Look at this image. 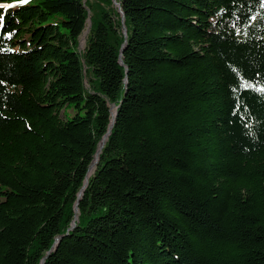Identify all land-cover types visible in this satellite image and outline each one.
<instances>
[{"label": "trees", "instance_id": "trees-1", "mask_svg": "<svg viewBox=\"0 0 264 264\" xmlns=\"http://www.w3.org/2000/svg\"><path fill=\"white\" fill-rule=\"evenodd\" d=\"M115 1L0 0V264H264V8Z\"/></svg>", "mask_w": 264, "mask_h": 264}, {"label": "snow or ice", "instance_id": "snow-or-ice-1", "mask_svg": "<svg viewBox=\"0 0 264 264\" xmlns=\"http://www.w3.org/2000/svg\"><path fill=\"white\" fill-rule=\"evenodd\" d=\"M16 2L19 4H24L27 2V0H16ZM259 6L261 8H264V0H259ZM0 7L8 8V7H12V5L4 4V5H0ZM2 26H3V20H2V18H0V27H2ZM8 35H11V33H8ZM0 83H3V82L0 81ZM241 86L246 88V89L251 88L253 91H258V92L264 93V84L253 85L249 82V83H246V84L241 85Z\"/></svg>", "mask_w": 264, "mask_h": 264}, {"label": "water", "instance_id": "water-1", "mask_svg": "<svg viewBox=\"0 0 264 264\" xmlns=\"http://www.w3.org/2000/svg\"><path fill=\"white\" fill-rule=\"evenodd\" d=\"M113 2H114V4H115V6L118 8V12H119V14H120V16H121L122 23H124V15H123V12L120 10L119 4H118L115 0H113ZM89 26H90V25L88 24L87 32H88ZM122 33H123L124 36H126V28H125V27L122 28ZM122 47H124V45H123ZM121 51H122V50H121ZM121 51H120V52H121ZM120 64H122L121 61H120ZM111 122H112V121H111ZM109 128H110V127H109ZM108 134H109V130H108L107 134H106V135L102 138V140L100 141V144H99V147H100V148H101V147L103 146V144L105 143ZM96 153H97V151H96ZM96 153H95V155H96ZM95 155H94V156H95ZM93 162H94V159H93V161L91 162V164L89 165L88 171H89L90 167L92 166ZM86 184H87V183L85 182V183H84V187L86 186ZM84 187H83V188H84ZM83 188H82L81 191L78 193V197L81 196ZM74 209H75V212H77V202L75 203V208H74ZM75 218L77 219V217H75ZM58 242H59V238L56 240L55 243L57 244Z\"/></svg>", "mask_w": 264, "mask_h": 264}, {"label": "bare ground", "instance_id": "bare-ground-1", "mask_svg": "<svg viewBox=\"0 0 264 264\" xmlns=\"http://www.w3.org/2000/svg\"><path fill=\"white\" fill-rule=\"evenodd\" d=\"M85 35H86V32L84 33L83 37L81 38V41L84 40ZM100 149H101V148L99 147L98 150H97L96 155L94 156V162H93L92 166L90 167V169H89V171H88L89 174L93 171V168L96 166V163H97V160H98V157H97V156H98V154H99Z\"/></svg>", "mask_w": 264, "mask_h": 264}, {"label": "rangeland", "instance_id": "rangeland-1", "mask_svg": "<svg viewBox=\"0 0 264 264\" xmlns=\"http://www.w3.org/2000/svg\"><path fill=\"white\" fill-rule=\"evenodd\" d=\"M86 32V34H87V29L84 31V33ZM84 33L82 34V36L80 37V49H83V47H84V41H85V38H84V40L83 41H81V38L83 37V35H84ZM86 36V35H85Z\"/></svg>", "mask_w": 264, "mask_h": 264}]
</instances>
